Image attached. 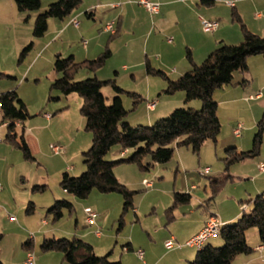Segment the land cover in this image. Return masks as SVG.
<instances>
[{
  "label": "rangeland",
  "instance_id": "374dc122",
  "mask_svg": "<svg viewBox=\"0 0 264 264\" xmlns=\"http://www.w3.org/2000/svg\"><path fill=\"white\" fill-rule=\"evenodd\" d=\"M52 1L55 0H41L39 9L20 12L24 14V18L31 12L36 16L37 13L44 11ZM135 2L138 3L139 0ZM93 3L98 2L97 0H81L80 6L74 11L80 14V23H95L97 28L94 29V34L96 36L101 33L100 29H104V26L111 22L113 32L109 31L110 35L116 33L114 19L103 17L107 11L104 12L102 8L95 7V16L86 18L83 14L85 7L89 8V5ZM13 4L16 9L14 2ZM3 8L9 9L7 5ZM226 8L230 13V8ZM0 14V93L15 89L18 97L25 103L29 117L19 125L17 131L20 132L21 127L24 128L23 135L32 156L31 159H26L20 149L4 140L6 129L4 125H0V233L2 234L0 261L3 264H25L27 252L32 253L33 264H70L62 259V253L53 250L43 251L40 244L44 238L59 239L73 236L90 243L97 255L109 253L110 261L119 259L122 264L124 262L133 264L134 261L127 256V250L124 247L131 237L136 243L147 241L154 246L157 245L155 255L158 256L163 250V245L161 247L159 241L163 239L160 240V234L154 232L155 228L161 227L165 231L173 228L178 233L185 232L193 226L191 220H195L196 214L214 213L219 219V215L228 212L231 207L238 206L242 209L250 203L247 202L249 198L259 193L258 188L260 191L264 189V172L259 170V165H264V126L261 130V142L256 156L234 162L226 170H224L225 163L222 160L227 145H235L237 151L252 148L253 138L259 129L257 124L264 112L263 90L261 99L217 104L220 131L216 142L209 140L204 142L198 153L192 152L190 147L174 145V152L169 161L161 164L155 163L148 170H140L136 164L129 163H120L114 167L116 178L134 191L132 207L139 211H137L138 218L134 214V208L123 212L122 196L117 192L100 193L93 189L85 198L78 199L63 191L59 185L63 172H67L70 176H78L85 170L82 152L91 145V133L84 129V118L79 111L82 99L75 93L65 96L57 90L50 89V83L55 77L53 58L56 53H60L62 57L69 54H74L76 58L82 56L87 42H91L92 45L89 37L92 29H85V34L81 32L82 29L78 31L69 24L66 32L62 33L63 30L58 31L57 28L51 30V22L61 24L67 22L71 16L65 17L62 21L50 18L44 35L33 38L31 32L35 16L30 23L26 20H17L14 23L10 10L7 13L6 11L0 12ZM139 17L144 22L141 23L142 27L146 24V20L152 25V18L148 14L140 13ZM237 27L240 29L238 23ZM81 34L84 37L83 41H86L85 45L81 40ZM102 35L106 39V44L110 35L109 33ZM130 38L128 35L126 37L119 33L111 38L109 48L111 51V46H113L114 53L105 61L102 73L110 74L113 73V69H117L118 76L116 77L113 73L117 84L119 83L118 85H121L120 87L125 91L139 93L140 90L145 89V82L138 78L140 75H137V81H134L124 76L130 71L125 73L121 69L123 64L136 63L140 53L142 59L144 56V51L140 47L143 39L137 38L135 39L137 43H134L130 42ZM125 40L129 41L127 49L123 46ZM31 41L33 42L32 47L19 59L22 49ZM133 50L139 53L135 51L136 53L133 54ZM159 55V52H153V57L159 58ZM261 71L260 66L255 67L253 77H249L251 80L248 78L249 84H245L247 90H253L252 88L255 87L257 90V85L264 83ZM88 76H91V73L83 69L77 72L75 80ZM150 76L158 80L163 79L158 75L151 74ZM233 76L234 79L238 78L236 72ZM101 91L108 97L106 103L110 104L114 95L112 88L106 85ZM178 92L181 91L163 96L176 98L174 94ZM49 96L57 97V99L49 100ZM121 97L124 107L129 112L127 116L131 120L130 124L145 125L135 119L138 112H142L143 108L147 107L148 102L154 101L148 100L145 103L138 99L136 103H133L135 97L127 93H123ZM253 97L251 96L252 99ZM190 102H196V106H191L194 109L200 108L198 99ZM179 107L190 106L185 103L173 109ZM46 114L54 115L47 117ZM238 123L243 128L241 135L235 136L233 128ZM51 145L59 146L61 151L54 154ZM130 153L131 150L127 156ZM119 154V146H113L104 159L115 160L120 157ZM204 167H209V173H201ZM224 173L229 174L231 178L224 182L216 194H212L209 186L210 179L218 178ZM144 179L152 181V186L146 187L143 184ZM35 185L45 186L43 190H39L33 189ZM174 192L189 193L191 198L188 203H181L177 209V206L174 208L176 209L175 213L173 210L174 219L167 223L165 209L172 204ZM198 198L201 202L197 201ZM61 199L71 202L74 209L72 212L64 210L62 217L53 220L47 209L53 205L55 200ZM29 202L32 210L27 213L26 208ZM85 207H90L96 213L95 224L90 225L85 222ZM188 209H194L195 213L189 215L187 219L179 217L183 211H188ZM175 215L178 217L175 218ZM120 217H122L121 228L118 221ZM248 230L256 231L257 229L253 227ZM96 231L99 232V236L95 235ZM28 239L32 241V247L26 249L23 243ZM217 240H222L219 235H217ZM221 245H223V240L215 247Z\"/></svg>",
  "mask_w": 264,
  "mask_h": 264
},
{
  "label": "trees",
  "instance_id": "16d2710c",
  "mask_svg": "<svg viewBox=\"0 0 264 264\" xmlns=\"http://www.w3.org/2000/svg\"><path fill=\"white\" fill-rule=\"evenodd\" d=\"M13 1L21 12L37 10L41 6V0ZM197 3L209 7L215 0H197ZM80 4L81 0H55L49 3L44 11L36 14L32 24V37L39 38L44 35L48 19L62 20ZM84 13L90 17L93 10H86ZM231 15L239 24L242 39L235 44L219 43L200 63H195L187 50L186 58L190 69L176 79L168 78L164 71L145 63V71L148 74L158 75L166 81V87L163 89L165 94L181 91L184 94V103L194 99L200 101L199 109L175 108L149 125H132L126 120L129 112L123 105L121 95L127 93L135 97L133 103H136L139 99L137 93L125 91L117 84L115 78L100 80L94 74L110 57L109 41L118 34V31L110 35L102 51L93 59L76 61L72 54L66 57L59 53L54 55L55 77L50 83V89L57 90L65 96L75 93L82 99L79 111L84 118V129L91 133V145L82 152L85 170L78 176H70L67 172L61 174L59 185L65 192L78 199L85 198L93 189L100 193L117 192L122 196V210L125 212L129 208H134L132 207L134 191L116 178L114 167L117 164H136L140 170H148L155 163L169 161L174 152V145L190 147L192 152L198 153L204 142L208 140L216 142L220 120L217 115V102L213 98L214 91L232 84L235 72L245 74L248 70V57L261 55L264 58V34L259 35L250 31L233 9ZM32 44L31 41L22 49L19 59ZM83 69L91 73V76L75 80L77 72ZM248 82V78L244 76L240 84L245 85ZM106 85L114 92L110 104L106 103V97L101 91ZM50 99L55 100L57 97L49 96ZM28 117L27 107L15 89L0 93V125H4L6 129L4 140L20 149L26 159H31V152L23 135L24 128L21 127V131H17L19 125ZM257 126L259 129L255 133L251 149L237 151L234 146L225 149V156L222 159L225 163L224 170L234 162L253 158L258 154L264 112ZM113 146H119L120 157L111 161L105 160L104 156ZM129 150L130 155L125 156ZM230 178L229 174L224 173L218 178L210 179L212 194H216ZM44 186L35 185L33 189L43 190ZM190 198L189 193L174 192L172 204L165 209L167 223L174 219V208L181 203H188ZM249 202L250 209L242 211L233 223H223L219 232L223 245L213 247L205 243L187 264H230L238 255L250 254L253 248L246 242V231L253 227L257 229L260 244L264 245V192L255 195ZM73 209L71 202L61 199L55 200L47 212L52 215L53 220H57L62 217L64 210L72 212ZM31 210L29 202L26 212ZM118 221L121 228L122 217ZM1 237L0 233V239ZM23 246L29 249L32 247V241L26 240ZM40 248L43 251L53 250L62 253V259L70 264H121L120 260L110 261L109 253L97 255L90 243L76 236L44 238ZM0 264L3 263L0 261Z\"/></svg>",
  "mask_w": 264,
  "mask_h": 264
},
{
  "label": "crops",
  "instance_id": "0c3cea01",
  "mask_svg": "<svg viewBox=\"0 0 264 264\" xmlns=\"http://www.w3.org/2000/svg\"><path fill=\"white\" fill-rule=\"evenodd\" d=\"M12 1L13 0H0V12L6 11L7 13L8 10H10L14 23H16L17 20H26L28 23H30V21L32 22L35 13L31 12L26 15L27 19L24 18V14L22 15L17 8L15 9L13 4L14 1ZM149 1L159 4L157 12L148 13L143 6L136 3L135 0H97L98 3L90 4L89 8L85 7L84 12L88 9L94 11L90 17L86 16L83 12L86 18L89 19L95 16V9L100 7V9L102 8L104 12L107 11V13L103 14V17L106 16L107 18L110 17L111 19H114L113 23L119 34L126 37L128 35L131 37L129 39L130 42L132 41L134 43H137L135 40L137 38L143 39V44L140 45L144 51L143 59L141 58L140 53L138 60L135 61L136 63L130 65L123 64L121 69L125 73L130 71V73L124 74V76L137 81L136 76L140 75L138 78L145 82L144 91L140 90L139 93H137V91L133 92L139 95L138 98L140 101L143 100L145 103L148 102V100L154 101L153 108H147L145 106L142 112H138L139 114L135 119L137 122L148 125L153 123L156 119L169 114L174 107L184 105L185 103L183 92L174 94L176 95L174 96L176 98L163 96L168 95L163 92V89L166 87V81L161 78L159 80L151 78V74H148L145 71V67L142 68L146 62L151 67L164 71L168 78L176 79L190 69V64L186 58L187 50H189L192 60L195 63H200L210 51L219 45V43H238L242 39V35L240 29L237 27V22L232 19V9L239 15L242 22L250 31L259 35L264 34V0H234L233 6L227 4L226 0H215V3L209 7L198 5L197 0ZM5 5H7L9 9H4L3 6ZM226 7L230 8V13L226 10ZM140 13L148 14L152 18V25H150V23L146 20V24L142 27L141 23L144 22L139 19ZM69 16H71L70 19L64 23L56 24L57 22H51V30H55V28H57L58 31L63 30L62 33H65L69 24L73 25L78 31L82 29L81 32L85 34V29H92V31H90L91 34H89V37L92 40V45L91 42L88 41L85 47V52L79 58H76L74 54L72 55L76 61L95 58L101 52L106 42V39L102 34L109 33L110 35V32L102 28L100 29L101 33L98 32L99 34L95 36L94 29L97 28L95 23H80L79 18H81V16L77 12H72ZM200 17L217 20L219 23L218 28L213 33L207 34V32L202 30ZM73 20H76L77 24H74ZM100 22H102L101 19ZM48 26L49 24L47 25V28ZM83 38L84 37L81 34L82 41ZM170 38L171 40L169 41ZM128 42V40H125L123 45L126 49L129 44ZM135 51L137 52V50H133V54L136 53ZM130 52H132V50ZM153 52H159V58L153 57ZM113 53L114 49L113 46H111V55H113ZM137 53H139V51ZM247 65V71L249 73L246 72L244 74L236 72L238 78L234 79L233 76L232 84L218 88L214 91L213 98L217 104L229 102L236 103L243 100H257L263 97L262 92L264 90V83L257 85V90L256 87H251L253 90H247L245 86L249 84V82L246 85H242L240 82L244 76L252 78L253 71L256 66H260L262 69L261 72L264 76V58L260 55L250 56L247 59ZM103 69L104 67L102 66L94 72L95 76L100 80L115 78L113 73L116 77L118 76L119 71L117 69H113V73L111 72L110 74H103ZM136 71L138 73H136ZM251 78L249 79L251 80ZM251 96H254L253 99L250 98ZM107 98L108 97H106V99ZM195 103L196 102H188L187 104L191 107L196 106L197 104L195 105ZM51 117H53V114ZM126 120L131 123L129 116L126 117ZM231 146L236 148L235 145ZM227 147L230 146L227 145ZM128 153L129 151H126L125 156H127ZM115 175L117 176V174ZM257 192L263 193L264 189L260 191V188H258ZM259 193H256V195ZM253 198H249V200ZM249 200H247V202H249ZM197 201L201 202L199 198ZM178 206L179 205H177L176 209ZM176 209L174 210V213L176 212ZM249 209L250 203L243 206L242 209H239L238 206L231 207L228 212H224L219 215V220L224 224L233 223L240 216L242 211H247ZM133 211L136 218H138V210L134 208ZM193 213H195L194 209H188V211H183L179 217L187 219V217H189V215H193ZM210 214L212 213L207 214L206 212H202L201 214H196L195 220H191V222L193 221V226L185 232L181 231V233H178L173 228H170L167 231L161 229V227L155 228L154 232L160 234V240L163 239L162 241H159V245L161 247L163 245V250L158 256L155 255V248L157 245L154 246V244L147 241L144 243H136L131 237L124 245L127 247V256L134 261L133 264H187L188 261L195 257L197 250L195 248L185 246L183 243L204 226V223ZM176 217L178 216L175 215V218ZM85 235H87V233H85ZM95 235L99 236V234L96 233ZM170 237L175 239L176 244L172 248H166L164 246V241ZM221 241L222 240H217V236H214L209 238L206 244L215 247V245L220 244ZM246 242L253 248V251L250 254L238 255L231 261L230 264H264V245L260 244L257 230L246 231ZM258 247H260V249H258ZM138 249L143 251L142 258H139L136 255V250ZM123 264L127 263L124 262Z\"/></svg>",
  "mask_w": 264,
  "mask_h": 264
},
{
  "label": "built area",
  "instance_id": "2783aa9c",
  "mask_svg": "<svg viewBox=\"0 0 264 264\" xmlns=\"http://www.w3.org/2000/svg\"><path fill=\"white\" fill-rule=\"evenodd\" d=\"M226 3L233 6L234 0H226ZM138 4L143 6L148 12L155 13L158 11L159 4L155 2H151L149 0H139ZM74 24H77L76 20H73ZM200 24L202 27V30L207 33H213L218 28V21L214 19H205L200 17ZM104 30L113 32V26L112 23H108L104 26ZM171 38L169 39V41ZM86 44V41H83V45ZM251 98V97H250ZM154 102H148L147 107L153 108ZM47 117H50V115L46 114ZM242 125L238 123L233 128V134L235 136H240L242 131ZM51 150L54 154H57L61 151L60 147L57 145H51ZM259 170L264 172V165H259ZM210 169L209 167H204L201 169V173L207 174L209 173ZM143 184L146 187L151 186L152 182L148 180H143ZM84 214H85V222L87 224H95L96 223V213L90 208L85 207L84 208ZM223 223L216 217L215 214H210L208 218L206 219L204 226L194 235L190 236L188 239H186L183 243V245L195 248L196 250L201 249L207 240L211 237L219 235L220 229L222 227ZM96 234H99V232L96 231ZM175 245V239L173 237H170L169 239L164 241V246L166 248H172ZM260 249V247H258ZM136 255L139 258H142L143 251L141 249L136 250ZM34 257L31 252H27L25 256V264H33Z\"/></svg>",
  "mask_w": 264,
  "mask_h": 264
}]
</instances>
